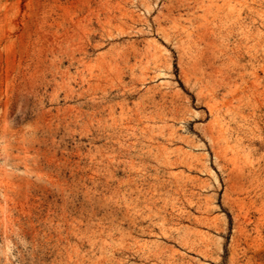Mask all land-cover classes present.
Instances as JSON below:
<instances>
[{
    "label": "rangeland",
    "instance_id": "obj_1",
    "mask_svg": "<svg viewBox=\"0 0 264 264\" xmlns=\"http://www.w3.org/2000/svg\"><path fill=\"white\" fill-rule=\"evenodd\" d=\"M0 264H264V0H0Z\"/></svg>",
    "mask_w": 264,
    "mask_h": 264
}]
</instances>
